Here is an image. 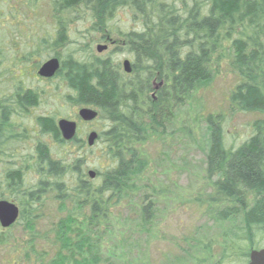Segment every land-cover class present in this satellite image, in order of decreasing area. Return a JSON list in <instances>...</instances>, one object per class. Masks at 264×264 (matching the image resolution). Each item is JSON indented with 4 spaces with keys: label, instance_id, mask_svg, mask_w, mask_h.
<instances>
[{
    "label": "trees",
    "instance_id": "1",
    "mask_svg": "<svg viewBox=\"0 0 264 264\" xmlns=\"http://www.w3.org/2000/svg\"><path fill=\"white\" fill-rule=\"evenodd\" d=\"M10 1L33 12L42 0ZM49 1L56 35L52 41L41 43L54 51L67 44V27L74 21L73 16H87L93 21L92 29L102 30L108 29V19H113L118 11H127L133 27L119 32L123 36L119 49L131 58L132 72L126 73L122 64L110 57L102 59L89 53L91 46L85 47L89 54L81 53V57L73 52L62 59L51 57L60 59L54 78H59L69 90L64 102L91 107L98 112L97 118L106 123V130L98 139L106 143L111 166L89 179L90 174L80 167V159L70 164L62 157L54 158V147H82L83 141L77 136L65 140L54 116L37 119L40 134L49 136L52 145L39 141L35 161L22 160L26 167L7 170L3 177L2 188L8 190L9 198L20 201L17 223L36 230L50 196L61 207L71 204L78 211L69 210L52 228L40 233L41 243L49 240L50 233L54 234L60 248L53 259L43 260L47 252L38 251L34 241L32 254L38 255L40 264L97 262L93 243L100 242L102 225L109 221L111 199L124 191L127 178L139 163L138 144L163 131L175 108L189 99L199 83L211 79L214 65L229 58L239 76L229 93L230 107L258 112L263 117L253 122L247 139L229 146L224 134L225 115L208 114L206 173L213 179L214 188L207 202L212 206L209 216L214 221L234 222L225 231L223 259L215 264H224L227 257L244 258L248 264L251 251L264 247L258 246L264 241V0ZM35 53L26 52L19 62L26 63ZM1 62L0 57V66ZM17 87V111L23 116L39 105L41 91ZM0 114V155H6L9 139L25 137L15 135L1 106ZM32 170L39 180L28 185L25 172ZM98 176L102 177L100 184L94 181ZM152 213L151 202L140 210L143 227L150 223ZM5 233L0 234V242Z\"/></svg>",
    "mask_w": 264,
    "mask_h": 264
},
{
    "label": "rangeland",
    "instance_id": "2",
    "mask_svg": "<svg viewBox=\"0 0 264 264\" xmlns=\"http://www.w3.org/2000/svg\"><path fill=\"white\" fill-rule=\"evenodd\" d=\"M52 16L49 0L40 1L33 12L16 2L0 1V99L17 85L41 91L39 105L12 123L15 135L25 139H9L6 155H0V200H9L18 206L20 201L9 198L8 190L2 188L3 177L7 170L26 167L23 162L26 159L34 162L39 141L52 145L49 136L40 134L37 125L40 116H54L57 121L65 118L78 124L77 137L83 146L54 147V158L62 157L70 164L80 159V167L87 174L105 172L111 166L103 139L88 145V135L91 132L100 135L106 130V123L99 118L82 121L78 114L80 107L64 102L67 87L59 78H40L37 73L40 65L55 55L62 59L70 52L78 57L81 53L93 52L99 58L119 61L122 66L125 59L131 60L119 49L123 45L119 32L133 27L127 11H118L113 19H108V29L102 30L92 29L93 21L87 16H73L74 21L67 27V44L55 51L41 43L52 41L56 35ZM104 45L107 49L99 52L98 46ZM87 46L92 49L89 53ZM31 50L36 52L33 59L19 62ZM238 82L239 76L230 59H222L213 66L211 79L199 83L189 99L175 108L163 131L138 144L139 163L127 178L124 191L110 201L109 221L102 225L100 242L93 243L98 261L90 264H215L223 259L225 231L234 222H216L209 216L212 206L207 198L214 184L206 173L210 146L206 118L209 113L225 115L224 134L229 146H237L250 136L253 122L263 115L230 107L229 93ZM24 177L28 185H35L39 180L33 170L25 172ZM101 178L94 179L96 184L101 183ZM149 202L153 213L150 223L143 227L140 210ZM45 203L44 218L34 231L25 223L6 229L0 225V234L6 232L0 242V264H40L38 255L32 254L33 241L38 251L47 252L43 260L55 257L60 246L54 234L50 233L49 240L41 243L40 233L52 228L69 210L74 213L78 210L71 204L61 207L51 196ZM263 245L264 241L258 246ZM224 264H245V259L227 257Z\"/></svg>",
    "mask_w": 264,
    "mask_h": 264
},
{
    "label": "water",
    "instance_id": "3",
    "mask_svg": "<svg viewBox=\"0 0 264 264\" xmlns=\"http://www.w3.org/2000/svg\"><path fill=\"white\" fill-rule=\"evenodd\" d=\"M98 51L102 52L107 49V46H98ZM123 68L126 73L132 72V63L129 59L124 60ZM60 69V60L56 57L50 58L45 61L39 71L38 75L43 78H53L57 71ZM79 117L81 120L90 122L97 118L98 112L91 107H82L79 110ZM58 127L61 131L63 138L70 141L77 135L78 125L76 122L62 118L58 121ZM97 132H91L88 135V145L93 146L98 139ZM91 178L95 177L94 172H89ZM20 216V208L9 200H0V225L6 229L15 224ZM248 264H264V247L261 249H254L250 253V260Z\"/></svg>",
    "mask_w": 264,
    "mask_h": 264
},
{
    "label": "flooded vegetation",
    "instance_id": "4",
    "mask_svg": "<svg viewBox=\"0 0 264 264\" xmlns=\"http://www.w3.org/2000/svg\"><path fill=\"white\" fill-rule=\"evenodd\" d=\"M44 80H50V79H46V78H42ZM12 92H9V94H5L2 98V104L1 106V111L2 112H7V122L8 123H13L15 121H17L18 118H21V113H18L17 111V100L18 99V93L16 91H18V87H14V89H12ZM0 122H1V114H0ZM6 128V127H5Z\"/></svg>",
    "mask_w": 264,
    "mask_h": 264
}]
</instances>
